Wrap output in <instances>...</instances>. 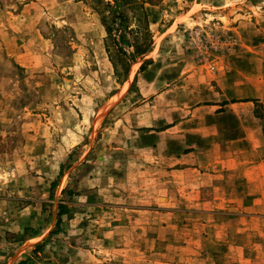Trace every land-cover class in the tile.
<instances>
[{
    "label": "rangeland",
    "instance_id": "1",
    "mask_svg": "<svg viewBox=\"0 0 264 264\" xmlns=\"http://www.w3.org/2000/svg\"><path fill=\"white\" fill-rule=\"evenodd\" d=\"M99 10L0 0V264H264V0L147 5L124 83Z\"/></svg>",
    "mask_w": 264,
    "mask_h": 264
},
{
    "label": "trees",
    "instance_id": "2",
    "mask_svg": "<svg viewBox=\"0 0 264 264\" xmlns=\"http://www.w3.org/2000/svg\"><path fill=\"white\" fill-rule=\"evenodd\" d=\"M97 1L101 3V10L98 11V15L107 34L106 53L113 65L116 78L121 79L122 83H124L128 79L130 63L151 51L152 39L148 28L146 6L156 5L161 0ZM130 22L133 23L132 27L129 26ZM126 36L130 38L129 43L132 48V53L128 56L118 48L119 40H125ZM116 64H120L122 68L120 69ZM62 170L63 167L60 168L58 178H60ZM62 194L67 197L73 195L72 191L69 190H63ZM58 210L56 224L59 226L60 217L66 214L67 210L63 205H59ZM54 232L52 231L49 236L53 235Z\"/></svg>",
    "mask_w": 264,
    "mask_h": 264
}]
</instances>
